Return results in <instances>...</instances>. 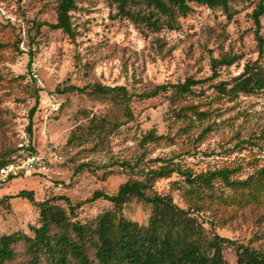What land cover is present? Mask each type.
I'll list each match as a JSON object with an SVG mask.
<instances>
[{"label":"rangeland","instance_id":"374dc122","mask_svg":"<svg viewBox=\"0 0 264 264\" xmlns=\"http://www.w3.org/2000/svg\"><path fill=\"white\" fill-rule=\"evenodd\" d=\"M259 1H236L231 16L192 2L193 10L177 17L179 28L152 32L139 30L112 0H78L71 12L76 30L71 38L46 25L56 23L59 0H0V44L5 45L0 50V158L7 154L17 161L30 152L62 157L49 173L18 176L0 188V239L17 232L31 235L30 225L38 222L36 207L18 196L22 191L64 208L58 197L83 203L76 216L85 222L114 210L108 201H89L95 192L114 195L130 179L142 180L148 170L158 169L162 160L194 174L234 169L238 180L263 168L264 91L227 97L214 88L231 83L246 65L264 73V42L261 50L252 18ZM260 35L264 41V16ZM234 56L238 60L219 67L217 78L174 98L172 85L208 79L213 59ZM94 84L126 86L134 97L129 108L94 94L64 92ZM161 85L169 88L140 98ZM36 90L40 102L29 133ZM93 119L106 124L103 141L89 128ZM151 133L163 139L150 140ZM178 186L184 187V180L173 174L157 180L151 192L169 195L187 209L189 201ZM216 187L231 194L222 182ZM211 205L194 214L207 231L214 221L213 232L264 251V208ZM151 213L138 199L122 210L140 225L148 224ZM224 256L228 264H237L233 248H226Z\"/></svg>","mask_w":264,"mask_h":264},{"label":"trees","instance_id":"16d2710c","mask_svg":"<svg viewBox=\"0 0 264 264\" xmlns=\"http://www.w3.org/2000/svg\"><path fill=\"white\" fill-rule=\"evenodd\" d=\"M78 0H59L57 21L46 24L53 30H61L73 38L72 15ZM117 4L119 13L131 20L141 31L160 32L164 28H179L177 17L185 16L193 8L191 3L210 9H222L231 16L232 4L238 0H112ZM264 16V0H260L252 18L256 26V38L263 50V38L260 35L261 18ZM37 25V32L41 28ZM5 45L0 44V50ZM28 70H32L35 52L29 50ZM238 57H222L211 62L212 76L208 79L188 78L184 83L174 84V98L190 95L194 87L218 77L221 66H232ZM169 85L156 87L140 98H151L166 91ZM218 94L235 97L239 94L253 95L264 91V73L256 65H246L244 71L231 83L221 82L214 87ZM58 90V89H57ZM94 94L113 100L115 104L129 108L133 94L126 86L88 85L84 88L69 86L64 92ZM35 105L29 110L27 130L32 131L33 118L37 112L40 95L34 94ZM128 114V113H127ZM91 132L97 133L100 141L106 131L104 120L90 122ZM73 136L69 139L72 142ZM153 141L162 136L149 134ZM14 160L10 155L0 158V169ZM158 169L148 170L144 179H130L121 185L118 192L108 195L97 191L89 201L105 200L114 206V210L103 211L95 219L77 220L76 211L83 203L73 205L68 197H58L67 208L51 200L36 201L32 191H22L18 196L32 202L39 212L37 224L30 225L31 235L17 232L4 235L0 239V264H12L22 258L20 264H228L224 251L233 248L236 251L237 264H264V251L249 245L222 237L213 232L214 221L207 231L197 217L205 207L211 204L245 209L249 206L264 208V167L244 180L234 179V169H220L194 174L190 169L175 165L171 160H162ZM124 166L131 168L129 164ZM178 174L184 180L182 194L188 199L187 209L179 207L169 195L152 193L154 183L162 178ZM222 182L231 194L219 193L216 185ZM131 199H138L152 208L147 225L127 219L122 210ZM213 212L214 209L208 208ZM215 213H213L214 215ZM218 217V216H217ZM219 220V219H218ZM212 231V232H211ZM20 247V249H18Z\"/></svg>","mask_w":264,"mask_h":264},{"label":"built area","instance_id":"2783aa9c","mask_svg":"<svg viewBox=\"0 0 264 264\" xmlns=\"http://www.w3.org/2000/svg\"><path fill=\"white\" fill-rule=\"evenodd\" d=\"M61 161V156L52 155L51 157H46L42 154L30 152L17 161H13L0 169V188L18 176L26 174H47L53 162Z\"/></svg>","mask_w":264,"mask_h":264}]
</instances>
